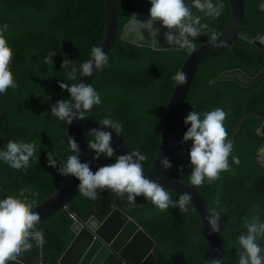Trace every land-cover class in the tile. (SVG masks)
Masks as SVG:
<instances>
[{"label": "trees", "instance_id": "1", "mask_svg": "<svg viewBox=\"0 0 264 264\" xmlns=\"http://www.w3.org/2000/svg\"><path fill=\"white\" fill-rule=\"evenodd\" d=\"M134 0H117L118 24L114 47L108 54V65L97 72L90 84L101 96V104L94 106L85 115L101 121L110 117L123 125L118 134L128 142L132 151L137 149L147 159L145 168H150L157 157L161 144L163 114L176 81L172 77L189 55L186 49L156 50L136 46L120 39L121 31L133 14ZM264 0H244L245 12L243 32L251 38L264 34V11L259 7ZM223 13L219 18L209 16L201 19L220 35L226 29L231 16L228 0H221ZM107 18L104 0H0V26L8 24L5 32L9 46L14 52L11 70L18 87L9 88L0 95V150L10 140L35 141V156L39 163H31L27 169L15 170L0 161V199L18 196L21 189H29L38 196L31 199L37 205L51 197L63 187L72 176H62L56 168L50 167L47 152L59 162H66L73 153L68 144L65 122L51 116V107L58 101L70 99V94L60 88V82L69 85L77 80L68 79V70L63 69L65 58L74 61L79 69L81 63L91 57V49L100 46L104 37ZM250 27V28H249ZM209 34H202L194 43H207ZM55 52L52 64H44V58ZM240 68L253 77L264 69V51L251 41L237 38L234 43L214 58L200 64L196 78L185 102L179 121V139L190 125L184 119L190 111L203 114L205 111L223 108L228 116L225 128L228 138L240 118L250 112L264 115V78L250 87L243 88L234 81L211 84V80L226 70ZM79 74V72L77 73ZM203 118V116H201ZM261 121L251 118L245 121L233 142L232 156L239 157L240 163L232 162L231 171L221 174V179L208 184L205 181L198 189L211 208L224 209L222 213L225 230L221 231L225 264H237L238 245H230L238 238L244 217L253 214L264 221V167L258 161V151L264 138L257 132ZM87 141L94 139L87 136ZM64 140V143H60ZM178 148L172 159L170 174L189 181L192 171L189 149ZM95 156V153L92 152ZM112 158L97 161L95 171L104 165L115 163ZM172 193L178 200L179 194ZM29 193H26L28 195ZM219 199V205L214 203ZM109 199L104 207L97 203ZM259 205L258 212L254 206ZM35 207V206H34ZM98 207L103 219L113 208H119L140 224L157 242L155 255L158 264H209L208 241L201 232L203 223L194 206L190 203L187 212L178 208L159 211L142 195L135 205L129 204L127 195L117 197L113 192H100L96 200L87 199L79 193L72 201L70 212L86 222ZM72 221L65 214H56L37 225L44 233L46 243L42 247V264H58L70 245L73 234ZM264 247V239L258 241Z\"/></svg>", "mask_w": 264, "mask_h": 264}, {"label": "clouds", "instance_id": "2", "mask_svg": "<svg viewBox=\"0 0 264 264\" xmlns=\"http://www.w3.org/2000/svg\"><path fill=\"white\" fill-rule=\"evenodd\" d=\"M150 3L151 8L147 19L140 20L135 14H132L129 22V29L138 34L141 39L144 38V32L147 31L152 42L157 44L160 28L155 27V25L159 23L163 28L168 29L164 33L167 44L179 45V47L186 49L190 54L197 50L194 41L202 34H209V41L213 47H220L224 43V41L218 43L220 34L207 23H201L200 17H194L192 12V9L195 8L199 12L216 19L223 13L222 4L216 3L214 5L212 0H191L190 4H186L185 0H150ZM259 7L264 11V3H261ZM173 30L178 34H175ZM8 31H10L8 24L0 26V95L5 94L9 88L14 90L18 87L10 67L14 52L5 36V32ZM55 55V52L50 53L44 58L43 63L53 65L52 58ZM107 65L108 55L105 54L102 47L94 46L91 49V57L81 63L79 69L74 66V61L67 58L63 61L62 67L68 70V79L75 81L78 79V72L79 76L90 77L94 71H101ZM172 79L178 85H183L187 82V75L178 71ZM59 86L70 94V99L58 100L51 107V116L66 122L68 125H71L74 120L86 119L85 114L102 102L100 94L90 83L79 82L69 85L61 81ZM227 116L228 113L223 108L217 107L214 110L205 111L203 114L194 110L190 111L184 119V124L190 125V127L184 133L181 143L192 141V146H188L191 147L189 149V158L192 171L187 182L194 188L202 187L206 180L208 184H212L222 178L221 174L223 172L231 171L230 156L233 163H240L239 157L232 156L233 143L229 141L225 128ZM99 125V127L91 129L88 134V136L94 137L93 140L87 141L88 148L95 153V156L92 153L95 160H99L101 156L112 158L115 155V150L111 146L112 132L118 134L122 131L123 125L110 117L99 121ZM105 128L112 131H106L104 130ZM262 137L264 138V136ZM67 142L73 154L67 157L66 162H59L58 164L53 154L47 152L48 165L56 168L62 176L76 178L79 181L77 187L81 196L94 201L98 198L100 192L108 190L119 198H124L127 195V200L131 205H135L136 198L142 195L159 211H167L169 208H178L180 212L189 210L188 206L192 201L190 194H179V199L173 200L171 191L161 186L157 181L149 180L144 176L143 170L150 169L154 164L150 168H145L143 162L147 157L139 149L127 154L115 155V163L101 166L95 171L96 161L93 172L90 162H81V149L75 138L68 137ZM60 143H64V140H61ZM263 145L258 151V161L262 156L261 149H263ZM36 150L35 141L10 140L6 148L0 150V161L15 170L27 169L31 163H39V157L35 156ZM171 162L166 157L160 161L164 169H169V173L172 168ZM26 193L29 194L26 195ZM38 195V192L32 193L29 189H21L18 196L10 195L0 199V264H21L17 257L32 249L33 244L30 240L35 241L36 246L40 248L46 243L44 233L37 230L40 214L33 211L37 201L30 198ZM116 200L120 199H110V201ZM214 203L219 205V199H215ZM114 209L119 208H113L103 219H99L100 210L96 207L92 217L102 222ZM258 210L259 205H255L254 212H258ZM223 211L224 209L217 210V207L209 209V215L206 219L211 232H220ZM69 217L73 224L77 217L72 213ZM243 227L246 230L241 232L238 237L237 264H264V247H261L258 242L264 239V221L260 219L259 215L253 214L250 218L244 217ZM209 264H222V262L221 260H211L210 258Z\"/></svg>", "mask_w": 264, "mask_h": 264}, {"label": "water", "instance_id": "3", "mask_svg": "<svg viewBox=\"0 0 264 264\" xmlns=\"http://www.w3.org/2000/svg\"><path fill=\"white\" fill-rule=\"evenodd\" d=\"M104 1L107 18L104 22V37L99 47H102L105 54L108 55L114 47V40L117 33L118 8L117 0ZM212 2L214 5L216 3L221 4V0H212ZM228 2L231 9L230 21L217 41L218 43L224 41V43L220 47H213L210 42L200 43L195 52L191 54L188 53L189 55L186 56L180 71L186 73L187 82L183 85H178L176 83L173 88L162 117V140L158 149L157 159L150 169L143 170L146 178L157 181L169 191L177 194L188 193L191 195V203L196 208L203 222L204 228L202 229V233L206 236L208 241L210 258L211 260H221L222 264H224V247L221 239V231L226 229L223 226L222 218L220 222V232H211L206 219L209 215L210 208L200 192L184 179L172 177L169 173V169H164L160 161L166 157L171 162L177 148L192 146V141L181 143L182 140L178 138V125L183 107L196 78L200 64L222 53L230 47L237 38L249 40L258 49L264 51V34L257 39H253L243 32L247 27L243 24L245 12L244 0H228ZM185 3L190 4L191 0H185ZM150 8V0H134L132 4L133 14L140 20L148 18ZM192 12L193 16L200 17V20L207 17L205 13L199 12L195 8L192 9ZM130 20L124 24L121 31L120 39L123 42L161 51L183 49L179 47V45L167 44L164 33L168 31V29L163 28L159 23L155 25V27L160 28L159 35L157 36V44L152 42L147 31L144 32V38L141 39L138 34L129 29ZM263 22L264 19L259 22L258 25L251 26V28L258 27L262 25ZM173 31L175 33V30ZM97 72L100 71H94L93 75L90 77H82L77 74L78 79L76 83L83 82L89 84ZM262 78H264V69L260 70L255 76L250 77L246 75L243 70L237 68L220 73L216 78L211 80L210 83L216 84L225 81H234L239 86L246 88L254 85ZM251 118L258 119L262 122L259 134L264 136V115L250 112L242 116L237 122L233 134L228 138L229 141L232 143L234 142L245 121ZM0 121H3L7 127V122L2 116H0ZM99 126L98 120L89 118L74 120L71 125L66 124L67 136L74 137L81 149V162H90V167L93 172L96 160L93 158L92 152L88 148L86 136H88L91 129ZM104 130L112 131L107 128ZM111 146L114 148L115 155L117 156L132 151L128 143L115 132H112ZM261 150L262 156L259 158V162L264 166V145ZM78 184L79 181L72 177L63 187L59 188L54 195L34 207L33 211L40 214L39 224L47 221L56 214H65L67 217L70 216L72 201L75 200L79 194ZM70 231L73 234V240L60 258L58 264H65L66 259L77 248L79 240L84 236L90 237L92 243L88 249L78 256L74 264H158L155 256L157 243L137 222L119 209H114L102 222L94 217L87 222H83L76 218V221L70 227ZM30 242L33 244L32 249L18 256L17 259L21 261V264H42V248L37 247L35 241L30 240Z\"/></svg>", "mask_w": 264, "mask_h": 264}, {"label": "bare ground", "instance_id": "4", "mask_svg": "<svg viewBox=\"0 0 264 264\" xmlns=\"http://www.w3.org/2000/svg\"><path fill=\"white\" fill-rule=\"evenodd\" d=\"M126 227V226H125ZM91 239L90 237L84 236L81 238L77 244V248L70 254V256L66 259L65 264H74L75 261L77 260L78 256L88 249V247L91 244Z\"/></svg>", "mask_w": 264, "mask_h": 264}, {"label": "flooded vegetation", "instance_id": "5", "mask_svg": "<svg viewBox=\"0 0 264 264\" xmlns=\"http://www.w3.org/2000/svg\"><path fill=\"white\" fill-rule=\"evenodd\" d=\"M110 201V199L109 200H107V201H104V202H100L99 200L97 201V203H98V205L100 206V207H104L106 204H107V202H109ZM98 212H99V210H98ZM101 213V210H100V212H99V214Z\"/></svg>", "mask_w": 264, "mask_h": 264}, {"label": "rangeland", "instance_id": "6", "mask_svg": "<svg viewBox=\"0 0 264 264\" xmlns=\"http://www.w3.org/2000/svg\"><path fill=\"white\" fill-rule=\"evenodd\" d=\"M234 244H237L238 245V238H234V240H232L230 242V245H234Z\"/></svg>", "mask_w": 264, "mask_h": 264}]
</instances>
